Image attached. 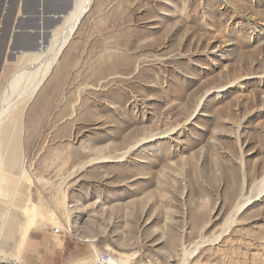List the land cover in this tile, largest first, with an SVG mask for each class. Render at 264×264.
Masks as SVG:
<instances>
[{"label":"rangeland","instance_id":"rangeland-1","mask_svg":"<svg viewBox=\"0 0 264 264\" xmlns=\"http://www.w3.org/2000/svg\"><path fill=\"white\" fill-rule=\"evenodd\" d=\"M25 5L0 0L1 23L15 31L17 18L32 19ZM82 9L24 113L29 180L1 202L0 222L10 206L15 223L25 208L37 214L23 246L19 230L0 238V258L50 264L66 246L67 264H86L111 246L129 264H181L264 175V0H84ZM59 18L39 16L32 35L49 42L44 19ZM11 45L0 35V95L30 59V46ZM189 264H264V196Z\"/></svg>","mask_w":264,"mask_h":264},{"label":"bare ground","instance_id":"bare-ground-1","mask_svg":"<svg viewBox=\"0 0 264 264\" xmlns=\"http://www.w3.org/2000/svg\"><path fill=\"white\" fill-rule=\"evenodd\" d=\"M83 1L84 0H72L71 7L68 11L62 15L59 20L52 21V23L50 22L48 25V27H51L49 31L51 38L50 40L48 39L49 42L43 36L41 41L38 40L36 47L30 48V59L21 65L11 75L7 85L4 87L0 95V204L3 200H5V198H8L5 200V202L10 199L12 200L18 192L23 180H29L25 170V160L22 155V144L20 141V138L22 137L21 133L24 113L28 103L31 101L36 91L41 86L46 76L49 74L59 53L76 29L83 12ZM46 41L48 44H45ZM20 45H22V48H24L27 45L29 46V43L25 40L22 41ZM228 87L229 86L227 85L221 86L217 88L216 91L221 93L226 91ZM170 134L171 132L168 131L163 132L160 137L165 138ZM155 137V135H152L150 140L155 139ZM146 139L147 138L143 139V141ZM127 153L128 152L124 153L121 158L126 157ZM108 157L109 156H102L99 158L108 159ZM93 160L94 159L90 160V162ZM253 186L256 188L255 195L252 197H246L243 190L231 214L224 223L223 231L207 240L203 239L197 241L194 245V248L187 249L184 252L181 264H189L190 259L195 255L197 249L207 242H218L221 237L230 230L231 226L236 220L238 213L248 206L254 199H261L262 196H264V175L260 179L256 180ZM21 199L19 198L20 201ZM12 203H14L13 200ZM10 208L8 211H5L6 216L4 215L5 217L3 218L2 223L0 222V238H3V236H14L16 235V232L19 233V230L21 232V237L17 238V242L20 246H23L24 237H26L28 229H30V224L34 219V216H36L37 210L34 207H29L28 209L25 208L24 210L28 213L29 217H27V219L25 218V221L15 223V219L18 217L15 218L17 215L15 217L11 216L12 212L10 213ZM18 208L20 209V207ZM0 213H2V210H0ZM87 241L94 240L89 238ZM111 249V246L106 248L107 251H110ZM101 253L102 250L97 249L94 259L90 262H87L86 264H100L98 257H100ZM116 258L117 264H129V261L118 257Z\"/></svg>","mask_w":264,"mask_h":264},{"label":"water","instance_id":"water-1","mask_svg":"<svg viewBox=\"0 0 264 264\" xmlns=\"http://www.w3.org/2000/svg\"><path fill=\"white\" fill-rule=\"evenodd\" d=\"M5 1V0H2ZM59 2V3H57ZM72 0H36V5L33 9L27 10L26 5L23 6V11L26 14H34L35 19H29L28 21L25 20L26 15L22 18H17L15 31H11V24H4L1 23V18L3 17V12H7V9L1 10L0 12V35L3 37L6 36L7 39H11L12 45L11 47L15 49L17 52L22 50V41H28L30 47H36L37 42L39 40L38 37L32 35L33 29H37L39 27V23H37V19L41 15H53V16H60L64 15L71 7ZM45 22L52 23L51 19H44ZM14 24V23H13ZM29 32L25 31L27 28H30ZM9 36V38H8ZM1 40L3 38L1 37ZM0 264H19L17 261L12 260L10 258H0Z\"/></svg>","mask_w":264,"mask_h":264},{"label":"crops","instance_id":"crops-1","mask_svg":"<svg viewBox=\"0 0 264 264\" xmlns=\"http://www.w3.org/2000/svg\"><path fill=\"white\" fill-rule=\"evenodd\" d=\"M35 5H36V0H26V8L28 11L33 9ZM72 256H73V251L67 250L66 246H64L61 249L57 248L52 250V253L50 254V256H48V260L50 264H60V263L67 264L69 258Z\"/></svg>","mask_w":264,"mask_h":264},{"label":"built area","instance_id":"built-area-1","mask_svg":"<svg viewBox=\"0 0 264 264\" xmlns=\"http://www.w3.org/2000/svg\"><path fill=\"white\" fill-rule=\"evenodd\" d=\"M55 231L59 232V228H56ZM98 260L100 264H117L116 255L109 251H102L100 257H98Z\"/></svg>","mask_w":264,"mask_h":264}]
</instances>
